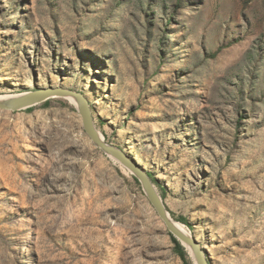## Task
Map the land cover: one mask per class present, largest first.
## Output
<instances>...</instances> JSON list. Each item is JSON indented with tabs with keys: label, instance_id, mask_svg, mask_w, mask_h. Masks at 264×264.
<instances>
[{
	"label": "rangeland",
	"instance_id": "1",
	"mask_svg": "<svg viewBox=\"0 0 264 264\" xmlns=\"http://www.w3.org/2000/svg\"><path fill=\"white\" fill-rule=\"evenodd\" d=\"M47 87L86 96L209 264H264V0H0V96ZM48 101L0 110V264H183L136 178Z\"/></svg>",
	"mask_w": 264,
	"mask_h": 264
},
{
	"label": "water",
	"instance_id": "2",
	"mask_svg": "<svg viewBox=\"0 0 264 264\" xmlns=\"http://www.w3.org/2000/svg\"><path fill=\"white\" fill-rule=\"evenodd\" d=\"M67 97L74 99L76 109L82 120L83 129L92 143L107 156L114 159L127 169L138 180L147 199L153 206L159 219L162 221L168 232L176 238L184 248L187 247L190 249L194 264H209L206 251L196 237H194L189 231L179 227L171 218L170 213L149 174L140 167L128 153L100 137L94 122L90 103L82 92L64 87L37 88L35 90L0 98V110L16 112L39 105L50 99ZM182 224L184 225V223Z\"/></svg>",
	"mask_w": 264,
	"mask_h": 264
},
{
	"label": "trees",
	"instance_id": "3",
	"mask_svg": "<svg viewBox=\"0 0 264 264\" xmlns=\"http://www.w3.org/2000/svg\"><path fill=\"white\" fill-rule=\"evenodd\" d=\"M48 102H45V103H48ZM135 180H136L137 183H139L137 179H135ZM179 221H181L182 223L186 224L191 229V224L187 221V219L181 217L179 219ZM170 237H171L172 242L174 243V252L177 254L178 257H180V259L182 260L183 264H192L189 261V259H190L189 258V254L187 253V251L185 250V248L171 234H170Z\"/></svg>",
	"mask_w": 264,
	"mask_h": 264
},
{
	"label": "bare ground",
	"instance_id": "4",
	"mask_svg": "<svg viewBox=\"0 0 264 264\" xmlns=\"http://www.w3.org/2000/svg\"><path fill=\"white\" fill-rule=\"evenodd\" d=\"M77 91V90H76ZM78 92H80V91H78ZM5 97H7V96H0V98H5ZM86 97V96H85ZM65 100H67L68 101V103L69 104H71V105H75V107H76V103H75V101H74V99L73 98H71V97H67V98H64ZM94 122H95V120H94ZM97 127V126H96ZM98 129V128H97ZM98 132H99V134H100V137H102V139H104L105 141H106V139H105V136H104V134L103 133H101L99 130H98ZM171 216V215H170ZM171 218H172V216H171ZM173 219V218H172ZM175 222H176V224L179 226V227H181V228H183V229H185V230H187V231H189L191 234H192V232L189 230V228H187V226L184 224H182V222H180V221H178V220H175V219H173ZM193 235V234H192ZM194 236V235H193ZM195 237V236H194ZM185 250H187L188 251V254L191 256V258H192V254H191V251H190V249L189 248H187V247H185ZM193 259V258H192ZM194 261V260H193Z\"/></svg>",
	"mask_w": 264,
	"mask_h": 264
}]
</instances>
